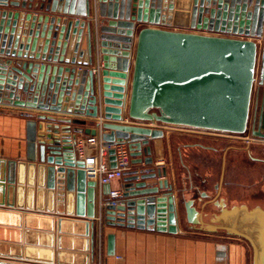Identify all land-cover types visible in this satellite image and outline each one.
Here are the masks:
<instances>
[{
	"label": "water",
	"instance_id": "water-1",
	"mask_svg": "<svg viewBox=\"0 0 264 264\" xmlns=\"http://www.w3.org/2000/svg\"><path fill=\"white\" fill-rule=\"evenodd\" d=\"M68 1L0 0V55H5L0 95L19 106L87 116L38 112L30 124L34 144L28 162L16 168L10 161L4 169L0 160V264L95 260L97 183L87 178L75 145L79 133L98 130L72 127L88 122L110 129L103 139L127 144L133 162L145 165L125 175L118 204L105 202L110 224L177 232L182 206L188 224L247 240L253 264H264V207L229 206L220 197L224 175L218 197L207 202L217 211L198 209L194 198L176 204L174 184L166 168L154 165L149 144L160 129L124 118L128 108L134 120L246 133L259 62L264 82V0H98L97 28L89 8L74 12ZM172 25L222 35L163 27ZM85 32L86 53L80 52ZM252 135L264 138L261 117ZM163 189L166 194H159ZM110 190L108 184L103 195ZM2 225L18 228L16 251L3 250ZM68 239L82 244L68 247ZM70 249L79 251L81 261L67 257ZM107 251L115 254L114 233L108 235Z\"/></svg>",
	"mask_w": 264,
	"mask_h": 264
},
{
	"label": "crops",
	"instance_id": "crops-1",
	"mask_svg": "<svg viewBox=\"0 0 264 264\" xmlns=\"http://www.w3.org/2000/svg\"><path fill=\"white\" fill-rule=\"evenodd\" d=\"M66 7L74 12H85L88 8L91 11V20L94 21L95 27L99 26L101 16L99 14V1L91 0L88 4L86 0H69L66 3ZM34 13L40 11L33 10ZM74 18H81L79 15H74ZM146 26V25H145ZM153 26V25H148ZM156 26V25H154ZM164 28L195 32L200 34H211V35H222L221 33L211 32L209 30H200L197 28H187L186 26H163ZM225 35V34H224ZM259 43V51L261 52V47L263 44V39H257ZM87 39L86 32L81 40L80 52L86 53ZM2 55H0V58ZM5 57V55H3ZM2 57V58H3ZM87 59V55L84 54L83 60ZM135 63V50L131 56V72L130 79L127 85L128 93L131 89V76L133 74V67ZM259 65V63H258ZM76 68H82L83 66L76 65ZM95 69V65L93 66ZM260 74V72H259ZM257 76V83L254 86L252 102H251V119L253 125H258V118L261 117V130L264 131V82H260V76ZM16 94H20L21 98H26V94L18 91ZM129 98V97H128ZM38 112H50L64 114L67 116L86 118L84 114L76 113H63V112H51L43 111L34 107L19 106L14 102H9L4 100V95H0V160H3L4 169L8 168V163L11 161L13 166L17 168V164L20 161L28 162V154L33 149V137L30 129V124L37 120L36 114ZM125 120L133 121L140 124L152 125L160 129V133L157 136L150 137L149 144L152 147L154 156V165L156 167H164L167 169L169 180L174 184L173 194L177 202L180 203L183 199L194 198L195 204L198 209H204L208 213L217 211L214 204H207V202L214 200L218 197L217 184H219L222 175L223 185H222V197L225 198L229 206L235 204L246 203L253 207L256 205H251L249 202H237L231 201L230 196L224 187V180L227 172V153L229 148H227L222 155V168L220 180L214 185L215 193L212 194L207 190H202L200 192V197H191L186 195L184 189L179 187L177 181L173 179V171L168 164L169 152L173 146L174 135L176 133V128L171 126H166L159 122L153 123L149 121H139L128 117V108L126 109ZM103 116L99 115L97 118V124H102ZM80 128H96L98 130V136L103 134L106 136L110 135L112 131L110 129H103L98 125H90L89 122L85 125H72V127ZM177 126V125H175ZM89 135L95 134H85L79 133V137H87ZM254 137V136H253ZM253 140L257 143L264 144L263 137H254ZM185 145V144H183ZM181 144V146H183ZM238 148V147H237ZM261 160V158H258ZM113 160V159H112ZM114 161V160H113ZM144 164H138L133 162V157H131V168L126 172H129L144 167ZM125 177V176H124ZM124 177L112 181L111 189H121L123 194V183ZM89 180H94L95 176L92 177L87 175ZM162 178H165L162 177ZM97 179V178H96ZM95 179V180H96ZM150 182V181H149ZM97 183V193H98V211L96 216V257L91 264H253V250L249 242L241 237L231 235L226 231H208L199 228L198 226H192L188 224L186 218L184 222L181 218V211L179 210V224L177 232H169L168 230H159L157 228H139V227H129L126 225L110 224L106 218V213L103 210L105 202L111 199V197L104 196L103 190L106 189L107 185L101 186L98 181ZM167 189H163L159 194H166ZM122 196V195H121ZM221 197V195H220ZM121 198V197H120ZM119 198V199H120ZM120 202V200H119ZM5 206H8L7 203ZM11 207V206H9ZM264 207V206H263ZM14 208V207H12ZM36 210V209H35ZM59 214L56 213L58 217ZM11 216V215H9ZM12 220L15 221V216ZM185 217V212H184ZM110 233L115 234V254L109 255L107 251L108 235ZM3 250L5 252L16 251L15 243L19 239V231L15 226L2 225L1 230ZM81 239L76 241L73 239H68L66 245L68 247H76L81 245ZM57 249V248H56ZM71 255H66L73 261H81L80 253L78 250H72ZM69 251V252H70ZM120 257V259L118 258ZM57 264V257H55V263Z\"/></svg>",
	"mask_w": 264,
	"mask_h": 264
},
{
	"label": "rangeland",
	"instance_id": "rangeland-1",
	"mask_svg": "<svg viewBox=\"0 0 264 264\" xmlns=\"http://www.w3.org/2000/svg\"><path fill=\"white\" fill-rule=\"evenodd\" d=\"M259 72L260 62L257 76ZM164 125L177 129L168 164L173 171V179L186 195L199 198L202 190L215 193L214 185L221 175L222 155L229 148L224 187L231 201L264 206V144L245 138L254 139L251 118L248 130L243 134L222 133L188 125ZM180 211L184 222L182 206Z\"/></svg>",
	"mask_w": 264,
	"mask_h": 264
},
{
	"label": "built area",
	"instance_id": "built-area-1",
	"mask_svg": "<svg viewBox=\"0 0 264 264\" xmlns=\"http://www.w3.org/2000/svg\"><path fill=\"white\" fill-rule=\"evenodd\" d=\"M99 126L102 127V125ZM98 133L77 138L75 147L78 157L86 162L87 175L95 176L97 179L94 180L98 181L101 186L111 185L112 181L123 178L130 170L131 153L127 144H109L102 135L98 136ZM112 148L115 149L114 154L110 153ZM112 156H114L115 166L112 165ZM121 195V189H111L109 202L114 205L118 204Z\"/></svg>",
	"mask_w": 264,
	"mask_h": 264
},
{
	"label": "bare ground",
	"instance_id": "bare-ground-1",
	"mask_svg": "<svg viewBox=\"0 0 264 264\" xmlns=\"http://www.w3.org/2000/svg\"><path fill=\"white\" fill-rule=\"evenodd\" d=\"M211 130H213V131H220V130H214V129H211ZM222 133L224 132V133H232V132H230V131H221Z\"/></svg>",
	"mask_w": 264,
	"mask_h": 264
}]
</instances>
